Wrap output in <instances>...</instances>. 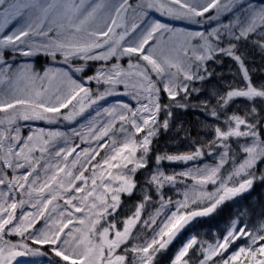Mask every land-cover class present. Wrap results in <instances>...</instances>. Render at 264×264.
Here are the masks:
<instances>
[{
  "label": "snow or ice",
  "instance_id": "snow-or-ice-1",
  "mask_svg": "<svg viewBox=\"0 0 264 264\" xmlns=\"http://www.w3.org/2000/svg\"><path fill=\"white\" fill-rule=\"evenodd\" d=\"M258 189L264 0H0V264H264Z\"/></svg>",
  "mask_w": 264,
  "mask_h": 264
},
{
  "label": "rangeland",
  "instance_id": "rangeland-1",
  "mask_svg": "<svg viewBox=\"0 0 264 264\" xmlns=\"http://www.w3.org/2000/svg\"><path fill=\"white\" fill-rule=\"evenodd\" d=\"M25 58H18V61H23ZM257 62H259V58L257 57ZM39 63H43V60L41 59V61ZM228 61L225 62V65L223 66V68H221V66L219 65H212L213 68H215L216 71H223L226 75H228ZM124 66L127 67V60L124 61ZM89 74H91L89 72ZM229 78H231V76L229 75ZM123 89H121L122 91ZM117 98L116 97H113V98H110L109 99V103H112L116 100ZM120 100L124 101V102H131V103H134L133 101H130L129 97L127 96H120L119 97ZM166 99V98H165ZM92 116H95V112H92ZM183 120L187 121L190 125H196L197 123V120L199 119V117L197 115H194V114H185V115H182L181 117ZM87 124V121L86 120H82L80 122V124H77L75 127L80 130L81 132L83 133H86L87 132V128L86 126L85 127H81V125H86ZM37 126H41V127H49L48 125H44L42 122H37ZM61 131H65V132H68L69 131V128L64 126V125H59ZM193 134H195V128H193ZM73 140L76 144H80L81 141L79 140V138H76V137H73ZM81 147H87L86 144H82ZM156 149L157 151H160V152H163L165 150H171V151H176V150H179V151H185L187 150V147L186 146H180L178 144H174L172 142L169 141L168 137H161L159 139V142L158 144L156 145ZM183 167L182 165H169L167 164V162H165V168L168 170V171H172L173 169L175 170H180V168ZM142 178V177H141ZM169 195H174L173 193H169ZM137 202V198L136 197H133L131 200H128L127 197H125V204H124V208L121 210V216H124L125 214H130L128 213V208L135 204ZM62 203V202H61ZM152 212H154V209L152 207H149L147 209V212L145 214V216L147 217L148 214H151ZM42 226V225H40ZM179 244H180V241H178V243L175 245V248L173 249V252H175L176 248L179 247Z\"/></svg>",
  "mask_w": 264,
  "mask_h": 264
},
{
  "label": "trees",
  "instance_id": "trees-1",
  "mask_svg": "<svg viewBox=\"0 0 264 264\" xmlns=\"http://www.w3.org/2000/svg\"><path fill=\"white\" fill-rule=\"evenodd\" d=\"M258 191H264V190L258 189ZM256 212L257 213L259 212V208L256 209ZM216 223H218L220 229H223L225 227L226 221L225 220H218V221H216ZM256 223H257V217H256V215H253L252 221H251L249 226L251 227V226L255 225ZM202 231H207V229H202ZM207 238L209 240H212L214 238V234L210 233ZM171 254L172 253L170 251L169 255H171ZM165 264H167V258H165Z\"/></svg>",
  "mask_w": 264,
  "mask_h": 264
}]
</instances>
